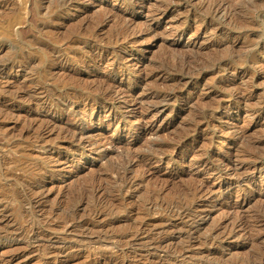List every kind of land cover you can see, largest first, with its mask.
Segmentation results:
<instances>
[{
  "label": "rangeland",
  "instance_id": "rangeland-1",
  "mask_svg": "<svg viewBox=\"0 0 264 264\" xmlns=\"http://www.w3.org/2000/svg\"><path fill=\"white\" fill-rule=\"evenodd\" d=\"M214 1L0 0V264H264V0Z\"/></svg>",
  "mask_w": 264,
  "mask_h": 264
},
{
  "label": "bare ground",
  "instance_id": "bare-ground-1",
  "mask_svg": "<svg viewBox=\"0 0 264 264\" xmlns=\"http://www.w3.org/2000/svg\"><path fill=\"white\" fill-rule=\"evenodd\" d=\"M228 1L229 0H215L214 1V3L211 5V7L209 8L211 11V13H212V15L211 16H213V14L215 15V16H219V18H221L222 20L224 19L225 20V22L227 21L226 19L227 18H229L232 14H233V8H231V9H233V10H231L230 9V4L228 3ZM253 2L255 3L256 1L255 0H253ZM264 2V1H263ZM66 3V2H65ZM253 3V4H254ZM228 4H229V6H228ZM67 4H65V6H66ZM141 6H146L147 4H146V2H143L142 1V3L140 4ZM63 6V5H62ZM61 6V7H62ZM149 6V5H148ZM60 6H59V8H61ZM70 7V6H69ZM57 9H58V7H56ZM55 8V9H56ZM103 8V7H102ZM55 9H50V10H53L51 13H53L54 12V10ZM160 9V8H159ZM165 9H167V8H165ZM104 10V9H103ZM138 10V9H137ZM72 11V10H71ZM160 11H161V13L162 12H165V10L163 9V10H161L160 9ZM60 11H58V12H56V14L57 13H59ZM103 13L105 12V10L104 11H102ZM55 13V12H54ZM69 13V12H68ZM154 14V13H153ZM58 16V15H57ZM153 17V16H152ZM154 17H156L157 18V16H154ZM216 18V17H215ZM155 19V18H154ZM158 19V18H157ZM156 20V19H155ZM151 26V25H150ZM153 31H155V30H153ZM196 45V44H195ZM199 46H200V44H199ZM171 47V46H170ZM196 47H198V45L196 46ZM202 47V46H201ZM172 48V47H171ZM171 48H169V49H171ZM176 47H174V49H175ZM173 49V48H172ZM171 49V50H172ZM176 49H178V48H176ZM193 49V48H192ZM168 50V49H167ZM170 50V51H171ZM191 50V49H190ZM198 50V49H197ZM195 51V52H198V51ZM177 51V50H176ZM194 51V50H193ZM192 51V55H191V53H190V58H189V56H187L186 54H184V55H186V56H183V57H181V58H179V57H177L175 60V64H173L174 66H173V68H175L176 69V73H179V72H181L182 73V75H183V72H186L187 73V69H191V67H193V66H191V65H193L194 63H195V65H197L198 64V66H200V65H202L203 63H205V62H202V64H201V62H200V60L201 59H198V56L197 57H195L196 56V54L194 53ZM172 52V51H171ZM174 52H175V50H174ZM177 53V52H176ZM176 53H174V54H176ZM188 53H189V51H188ZM171 55H173V52L171 53ZM173 57H174V55H173ZM175 57H176V55H175ZM172 58V57H171ZM203 61V60H202ZM200 63V64H199ZM220 63V62H219ZM223 63V62H222ZM215 64V63H214ZM221 64V63H220ZM219 64V65H220ZM194 65V66H195ZM216 65H218V64H216ZM197 66V67H198ZM202 67V66H201ZM207 67V66H206ZM171 68V67H170ZM195 68V67H194ZM193 68V69H194ZM203 68H204V66H203ZM214 68V67H213ZM222 68H224V69H226L225 68V66L224 67H222ZM218 69V68H217ZM220 69V68H219ZM168 72H172L171 70H168V69H166ZM221 70V69H220ZM179 71V72H178ZM200 71H201V69H200ZM229 71V70H228ZM175 72V71H174ZM174 72H172V73H174ZM192 72V71H191ZM224 73H225V71H223ZM193 73V72H192ZM191 73V74H192ZM229 73V72H228ZM185 75H187V74H185ZM189 75H190V72H189ZM199 76V75H198ZM189 77H194L193 76V74H192V76L190 75ZM179 78V77H178ZM147 81V78H143V79H141V82L140 83H138L137 85H135L134 87H140V86H143V84L145 83ZM185 81H187V80H184L183 78H180V79H178V80H175V83H174V85L175 86H179V85H181V87H184V88H186V87H188V86H192L193 84H194V86L195 87H199L200 86V81L199 80H189L188 82H185ZM196 81V82H195ZM180 86H179V88H181ZM201 87V86H200ZM191 88V87H190ZM175 89V88H174ZM176 90V89H175ZM174 90V91H175ZM180 90V89H179ZM181 90H182V88H181ZM172 92H173V90H172ZM181 92V91H180ZM178 97H180L179 96V92H173L172 94H170V95H167V96H165L164 97V101H162V102H165V101H168V100H174V99H176L177 100V98ZM108 97H106V98H104V97H102V102H104L105 103V101H107L108 99H107ZM107 99V100H106ZM112 101V100H111ZM142 101L143 100H136V101H134V103H136V105H141L142 104ZM158 101H160V100H158ZM179 101H180V99H179ZM99 102V101H98ZM102 102H100V103H102ZM113 102V101H112ZM103 103V104H104ZM111 103V102H110ZM133 102H132V104H134ZM175 103H176V101H175ZM218 103V102H217ZM121 104V103H120ZM174 104V103H173ZM222 104V103H221ZM112 106L110 107V109H109V112H108V114H109V117L110 116H112V114H113V112H115V110H116V108H114V103H112L111 104ZM156 105V104H155ZM154 105V106H155ZM212 105L213 104H211V105H209V107H208V110L209 111H214V108L216 107L215 106V104H214V108L212 107ZM109 106V105H108ZM211 106V107H210ZM218 106V105H217ZM104 107V106H103ZM118 107V106H117ZM121 106H119V108H120ZM219 107H220V105H219ZM60 108V107H59ZM93 108V107H92ZM92 108H91V110H92ZM108 108V107H107ZM157 108V107H156ZM212 108V109H211ZM124 109H126V108H124ZM211 109V110H210ZM216 109V108H215ZM71 110V109H70ZM80 110V109H79ZM82 110V109H81ZM89 110V109H88ZM103 110H105V109H103ZM78 111V110H77ZM154 111H156L155 110V107H150V108H147L146 109V112L148 113V114H153V117L152 118H155L156 117V115H155V113L156 112H154ZM72 112V111H71ZM70 112V113H71ZM80 112V111H79ZM83 113H84V116L85 115H89V117L91 116V117H93V113L92 112H94V111H87V110H83L82 111ZM99 112V111H98ZM210 112V113H211ZM80 114V113H79ZM107 114V113H106ZM74 115H75V113H74ZM96 116V115H95ZM100 116V115H99ZM118 116V115H117ZM84 118V117H83ZM88 118V117H87ZM123 118H125V116L124 115H122V116H119L118 118H117V120H119V121H121V119H123ZM139 118V117H138ZM137 118V119H138ZM142 119V118H141ZM140 118H139V120H141ZM124 120V119H123ZM118 122V121H117ZM120 123V122H119ZM153 123V122H152ZM141 124V123H140ZM138 125H139V123H138ZM142 125H144V126H146L147 125V122L143 119V121H142ZM207 125H209V124H207ZM67 129H68V127H66ZM74 128V127H73ZM145 128V127H144ZM76 129V128H75ZM65 130V129H64ZM71 130V129H70ZM69 130V131H70ZM69 131H68V133H69ZM75 131V130H74ZM74 131H71L72 133L74 132ZM149 131V130H148ZM148 131H146V132H144L145 134L146 133H150V131L148 132ZM75 132H78V130L77 131H75ZM231 132V131H230ZM72 133H69V134H72ZM85 133H84V131H80V133H78L77 134V138H79V140H82L83 139V137H85V135H84ZM227 134V133H226ZM235 134V133H234ZM87 135V134H86ZM228 135H230V134H228ZM73 136V135H72ZM76 136V135H75ZM187 136H189L188 134L187 135H185V137H187ZM224 136H225V133H224ZM227 136V135H226ZM76 138V137H75ZM213 138V137H212ZM226 138V137H225ZM83 141V140H82ZM182 141H185V139H184V137H183V139H181L180 140V142L179 143H182ZM80 142V141H79ZM112 142V141H111ZM222 142L224 143L225 142V140H222ZM212 143V142H211ZM252 144V143H251ZM257 144V143H256ZM90 144H88V146H89ZM258 145V144H257ZM116 147V146H115ZM251 147V146H250ZM253 147V146H252ZM251 147V148H252ZM259 147V146H258ZM260 147H263L262 145L260 146ZM259 147V148H260ZM117 149H118V147H116ZM254 148V147H253ZM253 148H252V150H253ZM256 150H257V148H255ZM182 150V149H181ZM146 152H148L147 153V157L149 156V157H152L153 159H163L164 158V153H163V146H161V145H156V144H152L151 146H150V148L146 151ZM183 154H185V157H188V156H190V152H188V151H184V152H182ZM255 154V153H254ZM259 155H261L260 153H259ZM130 157V156H129ZM251 157V156H250ZM255 158V157H254ZM258 158V157H257ZM129 159H131V158H123V160H121L118 164H116V166H115V175H116V177H117V179H116V181H115V185H117V188H120V190H123V188H126L129 184L128 183H126V180H125V178H126V175H125V172L127 171V168L129 167V165H131V160H129ZM250 160H251V158H250ZM253 160H255V159H253ZM262 161V160H261ZM251 162H252V160H251ZM255 163V162H254ZM261 163V162H260ZM262 164V163H261ZM71 167V166H70ZM264 167V166H263ZM69 168V167H68ZM122 170H124V173H122L121 171ZM66 171H67V169H66ZM69 171V170H68ZM68 175V174H67ZM66 178V177H65ZM220 178V177H219ZM130 183V182H129ZM83 191H86L84 194H83V196H85V197H92V198H95L96 197V193H99V192H105L106 193V195H108L109 194V192L111 191V189L109 188V187H107V186H104V187H98V189L97 188H95V187H91V188H88V189H85V190H83ZM188 192H190L192 195H195L196 193H193V191L192 190H187ZM213 193H215V194H218V195H220V196H226V195H228V192L226 191V190H224V189H218V190H210V194H213ZM106 197H108V196H106ZM174 206H172L171 205V203H170V205H169V203H168V205H164L163 204V206H164V209H169V211L172 213V214H176V215H178V216H181V210H182V208H181V206H179V205H177V204H173ZM245 205V204H244ZM166 206H168V207H166ZM166 207V208H165ZM206 207H208L207 206V204H206ZM239 227H242V225H240ZM243 228V227H242Z\"/></svg>",
  "mask_w": 264,
  "mask_h": 264
}]
</instances>
